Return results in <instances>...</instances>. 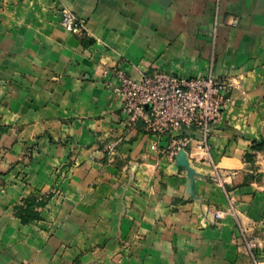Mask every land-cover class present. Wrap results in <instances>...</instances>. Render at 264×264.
I'll return each instance as SVG.
<instances>
[{
	"label": "crops",
	"instance_id": "crops-1",
	"mask_svg": "<svg viewBox=\"0 0 264 264\" xmlns=\"http://www.w3.org/2000/svg\"><path fill=\"white\" fill-rule=\"evenodd\" d=\"M61 7L87 33L64 29ZM116 67L232 80L210 155L182 130L187 172L165 153L171 136L132 124L104 74ZM261 139L264 0H0V264H249L232 215L210 208L231 197L264 227V153L245 158ZM213 164L255 171L229 174L228 194ZM31 195L49 199L24 223Z\"/></svg>",
	"mask_w": 264,
	"mask_h": 264
},
{
	"label": "built area",
	"instance_id": "built-area-1",
	"mask_svg": "<svg viewBox=\"0 0 264 264\" xmlns=\"http://www.w3.org/2000/svg\"><path fill=\"white\" fill-rule=\"evenodd\" d=\"M60 14V23L68 32L87 33L84 18L67 7H61ZM238 22V17L232 19L233 25ZM217 26L216 21L215 32ZM104 74H112L118 79V84L109 85L121 96L123 110L132 124L142 122L152 135L172 137L165 149L168 156L173 158L192 144L191 136H178L184 129L198 130L201 133L198 147L205 155H210L209 135L212 127L223 119L228 102V88L233 86L232 80L219 78L212 73L195 77L179 76L158 68L144 72L140 79L132 78L120 67L104 70ZM217 168L216 165L213 169L215 174ZM215 181L219 185L224 183L223 177L221 179L215 176ZM236 213L234 200L229 197L228 210L215 211L214 216L219 219L225 214ZM254 264L262 262L255 259Z\"/></svg>",
	"mask_w": 264,
	"mask_h": 264
},
{
	"label": "rangeland",
	"instance_id": "rangeland-1",
	"mask_svg": "<svg viewBox=\"0 0 264 264\" xmlns=\"http://www.w3.org/2000/svg\"><path fill=\"white\" fill-rule=\"evenodd\" d=\"M111 148H107L108 152L113 153L114 152V143H110ZM190 146V145H189ZM189 146H187L186 148H184L183 150L186 152L185 154L181 155H176L175 157H173L172 159H174V162L178 165V167L180 168H185L188 172L191 171V169H193V167L189 164V163H184L186 160V156H188V150H189ZM33 146L27 148L25 155L26 156H31L32 155V151H33ZM245 162V161H244ZM217 164H213V169L215 168ZM246 167V168H245ZM243 168H233L230 169L229 171H231L230 173H223L222 172V168L218 166L217 170H216V174L213 172H211V178L213 180V182L215 184H217L218 186L222 187L224 190H226V192L229 194L230 192V185L227 183L226 181V177L228 178L229 174L232 173L233 176H237L238 172H243V173H251L250 170L255 171V168L253 166H245ZM228 170V169H227ZM219 172V173H218ZM187 176H192L191 174L187 173ZM215 176H218L222 179H224V183L223 185H219L217 181H215ZM41 196V195H39ZM228 201L229 198L227 197ZM228 208V207H227ZM211 209V213L214 216L215 211H225L223 209L220 208H210ZM228 210V209H227ZM237 213L235 215H232V218L234 219V221L236 222V226L239 229L240 232V236L238 237L239 239L237 240L239 246L242 247V252L248 257V263L249 264H254V260L258 259L260 262H262V264H264V227L260 228V227H256V220L248 217V219H245L244 217H242L241 214H243V216L246 217V214L244 211L237 209ZM215 220H218V218H216L214 216ZM219 220H221L219 218Z\"/></svg>",
	"mask_w": 264,
	"mask_h": 264
},
{
	"label": "trees",
	"instance_id": "trees-1",
	"mask_svg": "<svg viewBox=\"0 0 264 264\" xmlns=\"http://www.w3.org/2000/svg\"><path fill=\"white\" fill-rule=\"evenodd\" d=\"M259 152L264 153V139H261L259 141L255 140L253 142L251 147V152H248L245 155L246 161L248 162L254 161ZM238 173L240 174H238L236 178H239L240 176H244L245 183H249L254 175V174L243 175L244 174L243 172H238ZM237 184L239 183L236 181V185ZM48 199L49 196L31 195L24 200L23 204L18 205L16 207V214L21 218V220L24 223H28L34 219H38L40 216L39 208L45 206Z\"/></svg>",
	"mask_w": 264,
	"mask_h": 264
},
{
	"label": "water",
	"instance_id": "water-1",
	"mask_svg": "<svg viewBox=\"0 0 264 264\" xmlns=\"http://www.w3.org/2000/svg\"><path fill=\"white\" fill-rule=\"evenodd\" d=\"M186 152L182 149L179 153H178V155H183V154H185ZM186 155V154H185Z\"/></svg>",
	"mask_w": 264,
	"mask_h": 264
}]
</instances>
